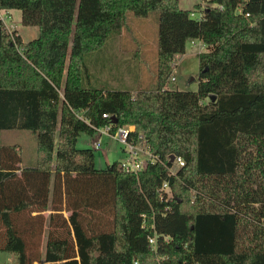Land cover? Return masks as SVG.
Listing matches in <instances>:
<instances>
[{"label":"trees","instance_id":"obj_1","mask_svg":"<svg viewBox=\"0 0 264 264\" xmlns=\"http://www.w3.org/2000/svg\"><path fill=\"white\" fill-rule=\"evenodd\" d=\"M203 1L197 20L178 0H0L38 28L24 43L0 18V131L36 139L28 160L0 144V251L40 262L48 212L44 264H264V0ZM151 12L152 85L88 87L86 57L120 35L127 13ZM189 40L207 47L197 90L170 89ZM105 126L133 127L159 161L137 175L118 161L96 169L94 150L76 143ZM171 156L183 161L173 175Z\"/></svg>","mask_w":264,"mask_h":264},{"label":"rangeland","instance_id":"obj_2","mask_svg":"<svg viewBox=\"0 0 264 264\" xmlns=\"http://www.w3.org/2000/svg\"><path fill=\"white\" fill-rule=\"evenodd\" d=\"M178 8L182 10H192V17L201 19L206 4L203 0H178ZM197 6L196 8H194ZM157 13L151 12L146 18L134 17L131 13L126 14V25L120 35H113L108 40L103 51L90 53L86 57V65L91 74V83L88 87H103L106 90H127L135 92L136 89L152 85V76L156 66V39H157ZM6 31L11 33L16 31L24 43L38 37L36 26H23L21 24V13L19 10L8 12L0 11ZM206 45L201 42L187 41L185 53L175 58L173 63V74L175 81L168 87L178 91L195 92L198 83V54L206 52ZM133 128V127H131ZM99 134L92 136L81 134L76 143L78 149H93V142L98 139ZM101 148L94 150V165L98 170H104L113 162L124 160L125 153L123 146L115 140L101 136ZM0 144H18L22 149L23 158L34 157L36 145L35 135L21 131H0ZM142 158V157H141ZM62 215L67 218L69 212L63 211ZM44 232L39 238L38 255L40 262L33 264H44L43 254L45 241L48 233L47 217L44 213ZM85 216L86 222L96 224L94 217ZM98 218L107 221L111 220L110 213L97 214ZM30 251L34 252L31 247ZM152 262L160 259L155 256ZM157 263V264H158ZM0 264H18V254L7 251H0Z\"/></svg>","mask_w":264,"mask_h":264},{"label":"built area","instance_id":"obj_3","mask_svg":"<svg viewBox=\"0 0 264 264\" xmlns=\"http://www.w3.org/2000/svg\"><path fill=\"white\" fill-rule=\"evenodd\" d=\"M241 13V11H238ZM248 16V14H245ZM192 16V14H191ZM194 41V40H192ZM171 81L175 78L172 76ZM103 118H107V115H103ZM133 128L129 126L118 127L114 132H110V127L105 126L103 128L96 129V133L99 134L98 139L93 142V150L101 148V136L111 138L123 146V152L125 153L124 160L121 161V168L126 173L137 175L141 170L144 169L147 162L153 164L159 161L158 157L152 154L151 150L144 147L140 142V136L136 142H133L130 138V133ZM142 157V158H141ZM174 169H171L169 175H173L177 167L183 166V161L180 158L173 159ZM167 190V184H163L162 191ZM150 243L154 242V239L149 240Z\"/></svg>","mask_w":264,"mask_h":264},{"label":"water","instance_id":"obj_4","mask_svg":"<svg viewBox=\"0 0 264 264\" xmlns=\"http://www.w3.org/2000/svg\"><path fill=\"white\" fill-rule=\"evenodd\" d=\"M209 98H210V101H211V102H214V101H215V95H211ZM112 122L115 123L114 118H112ZM173 159H174V157L171 156V157H170V162H171V163L173 162Z\"/></svg>","mask_w":264,"mask_h":264}]
</instances>
